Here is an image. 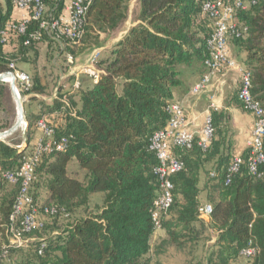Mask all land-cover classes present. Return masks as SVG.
<instances>
[{
  "label": "trees",
  "instance_id": "trees-1",
  "mask_svg": "<svg viewBox=\"0 0 264 264\" xmlns=\"http://www.w3.org/2000/svg\"><path fill=\"white\" fill-rule=\"evenodd\" d=\"M130 1L92 0L82 39L88 32L118 30L127 20ZM209 1L213 0H138L136 24L114 45L110 57L98 61L97 82L76 91L79 105L70 95L55 98L51 104L39 100L36 96H43L44 88L36 77H30V87L20 94L36 101L39 112L25 114L24 137L15 131L0 140V173L15 170L28 156L31 130L43 118L53 128L56 141L67 140V148L41 157L30 192L37 200L41 191L45 200L41 207H55L58 213L45 217L48 221L42 228L24 235L32 239L26 248H9L3 264L12 259V264H150L147 256L155 232H165L163 244L181 247L185 237L193 240L195 224L206 226L199 214L201 174L209 176L215 190V197L209 196V225L215 228L217 239L208 264H233L248 247L255 250L246 258L249 264H264V163L252 175L247 154L241 156L244 162L239 172L226 184L232 157L224 111H211L214 133L205 150L198 146V138L190 149H172L183 169L169 177L173 202L159 218L158 227L152 219L159 186L149 139L165 128L166 108L173 103L174 92L183 90L180 67L195 65L202 76L205 73L206 40L213 23L203 13V5ZM243 1L254 2L238 14L247 32L229 44L245 55L242 65L251 75V95L264 111V0ZM61 2L50 4L43 19L50 23L58 19ZM14 9L11 0H0V74L13 72L11 65L18 70L17 64L35 61L41 42L74 45L56 39L49 28L40 29L41 20L30 21L24 34L8 30L7 25L20 22L11 19ZM37 32L41 33L39 41L30 38ZM15 121L9 84L0 82V133ZM73 160L85 172V183L68 174ZM211 162V170L205 171ZM8 185L0 177V253L9 242V216L17 192L16 186ZM95 195H101L102 202L88 210ZM78 208L84 211L81 217L57 223L58 218L68 220ZM47 229L50 234L45 236L42 232Z\"/></svg>",
  "mask_w": 264,
  "mask_h": 264
},
{
  "label": "built area",
  "instance_id": "built-area-1",
  "mask_svg": "<svg viewBox=\"0 0 264 264\" xmlns=\"http://www.w3.org/2000/svg\"><path fill=\"white\" fill-rule=\"evenodd\" d=\"M15 9L24 13L23 18L17 25H7L8 30L24 34L30 21H39L40 29H50L56 39H67L70 43H78L84 34L85 16L92 0H72L67 8L68 15L59 17L51 23L44 20L46 12L43 0H11ZM254 2L243 0H213L204 3L203 13L213 23V32L206 40L208 57L204 62L205 73L191 88L190 93L197 95L204 91L210 84L214 75L226 70H236L240 74V86L238 89V100L243 109L254 116V123L251 139L247 143V164L248 172L255 175L257 167L264 163L263 139H264V111L251 95V75L245 67L231 58L229 43L231 39H239L245 35L247 28L238 21V14L246 11ZM6 35V32H2ZM31 39L39 41L41 33L37 32L30 36ZM28 44V41L25 42ZM101 51L93 50L85 60L79 73L86 75L92 83H96L101 75L97 68ZM67 62L73 64L72 56L67 57ZM13 69L16 91L22 102L27 97H21V91L27 90L31 85L30 76ZM74 76L71 93L80 88L78 74ZM213 107V106H212ZM213 110H216L215 108ZM168 120L164 129L154 133L149 139V150L154 153L157 165L153 174L158 181V193L153 201L152 219L158 227V221L172 205V184L169 177L183 169V163L173 154V148L190 149L195 141V135L188 131V122L183 107L178 103H170L166 108ZM25 129V124H23ZM36 127L40 132L36 139L32 152L21 162L18 168L13 171H4L0 177L11 186L17 187L16 196L9 216V242L2 247L0 253V264L6 257L9 248H26L32 239L24 235L44 225L42 217H53L58 213L55 207H41L31 195V187L35 180V169L43 155L54 152H64L67 148V140L54 139V130L47 125L43 118L39 119ZM213 126L210 115L206 117L201 137L198 139V146L205 150L213 137ZM21 146H18L19 148ZM243 158L233 157L226 171V184L236 175L242 164ZM212 207L209 204L199 208L200 216L210 218ZM20 220V228H16V222ZM43 247V245H42ZM255 254L252 247L243 249L240 256L250 258Z\"/></svg>",
  "mask_w": 264,
  "mask_h": 264
},
{
  "label": "rangeland",
  "instance_id": "rangeland-1",
  "mask_svg": "<svg viewBox=\"0 0 264 264\" xmlns=\"http://www.w3.org/2000/svg\"><path fill=\"white\" fill-rule=\"evenodd\" d=\"M45 7L47 8L46 4ZM137 14V1L131 0L128 6L127 20L118 30L106 33L88 32L81 41L74 45L67 43L58 44L53 41L41 42L36 46L38 52L37 59H35V61H31L29 64L19 63L17 64V69L29 75L32 79L35 77L37 78L44 88L43 97L49 101L48 104H51L55 98L65 97L66 95L69 96L74 80V76H72L71 73L74 72L75 74H78L81 84L80 87L91 85L92 82L90 79L86 75L79 73L82 65L85 63V60L95 49H99L101 51L99 62L110 57L112 48L119 40L122 39L126 28L135 25L134 22L137 18ZM233 54L235 57H239L241 53L233 47ZM68 56H72L73 64H69L67 62ZM194 67L196 66L194 65ZM180 68L182 73L181 80L185 81V67ZM75 94L76 92L72 93L70 96H74ZM22 104L23 112L25 114V111L29 110L30 105L26 102H22ZM36 105H38V103L32 104V106ZM16 131H18L19 136L24 137V126L19 127ZM9 136L4 137L3 140L8 139ZM34 137H36V132L33 128L31 130L30 139L32 140ZM31 152L32 149L29 147L27 149V155ZM67 171L72 178L77 179L82 183L86 182V174L78 169L75 160L68 165ZM209 182L211 183L210 180ZM210 185L212 189L214 182ZM213 192H215V190H213ZM209 196L214 198L215 193ZM90 199L88 210H93L94 207L100 205L102 202L101 195L93 196ZM36 201L40 206L45 205L44 195L41 191L40 197ZM204 203L211 204L209 199L204 201ZM83 213V209L78 208L74 215H72L68 220L58 218L57 223L64 225L67 222L78 219L83 215ZM43 220L44 222L48 221L45 217H43ZM209 222L210 220L205 227H200L198 224H195L193 240H189L185 237L183 240L185 244L181 247L163 244L162 241L166 238L165 232L163 230L155 232L151 239V251L147 256L150 258V264H208L211 253L215 249L214 244L217 239V232L215 228L209 225ZM42 234L48 236L50 234V230L47 229L42 232ZM155 249H158V254L155 253ZM233 264H249V260L244 257H239V259Z\"/></svg>",
  "mask_w": 264,
  "mask_h": 264
},
{
  "label": "crops",
  "instance_id": "crops-1",
  "mask_svg": "<svg viewBox=\"0 0 264 264\" xmlns=\"http://www.w3.org/2000/svg\"><path fill=\"white\" fill-rule=\"evenodd\" d=\"M56 1L58 0H44L47 6V8L45 7L46 12L49 9V5L53 4ZM61 1L62 9L59 17H66L68 15L67 8L69 7L72 0ZM136 1L138 7V0ZM23 16L24 13L17 9H14L11 15V19L18 21L23 18ZM134 24H136V22H134ZM130 27L126 28L123 36L127 33ZM229 53L232 59H234L241 65L243 64L245 55L241 53L239 57H235V55L233 54V46L230 44ZM201 76L202 73L200 74V72L197 71L194 65L191 68H185V81H182L183 90L181 89L175 91L172 100V102L178 103L183 107L188 122V131L193 133L195 135V138L199 139L201 137L205 119L211 114V111L214 108L216 109V111H224V113H226V115L228 116L229 133L226 140L229 145L228 151L230 153V156L233 158L245 155L247 153V143L251 139L254 116L241 108L236 100V94L240 86V74L236 70L223 71L222 73L214 75L211 78L209 86L204 91L200 92L197 95H192L190 93L191 88L201 78ZM71 94L72 93H69V95ZM36 97L39 100L46 102L47 104L49 103V101L43 96L37 95ZM73 101L79 105L77 96L73 97ZM26 103L30 105V107L28 111H25V114H37L39 112L38 105L32 106V104L37 103L36 101L27 100ZM34 131L36 132V137L31 140V149H33L36 139L40 135V132L36 127L34 128ZM212 165L213 162L207 165L205 171H210ZM210 184H212V181L211 183L209 182V178L207 177V175L201 174L200 193L198 196L201 206L206 205L204 201L209 199V195L214 193L213 189H211ZM40 218L43 219L42 216H40ZM200 218L206 224H208V221L210 220L209 217L205 216H200ZM13 262L14 259L9 261L8 264H12Z\"/></svg>",
  "mask_w": 264,
  "mask_h": 264
},
{
  "label": "water",
  "instance_id": "water-1",
  "mask_svg": "<svg viewBox=\"0 0 264 264\" xmlns=\"http://www.w3.org/2000/svg\"><path fill=\"white\" fill-rule=\"evenodd\" d=\"M0 82H5L9 84V88L16 106V121L9 130L0 133V140H2L4 137L9 136L13 132H15L19 127L23 126V124H25V130H26L27 123L25 121L22 101L19 99L16 91L15 77L13 73L8 72V73L0 74ZM23 146L19 148H22Z\"/></svg>",
  "mask_w": 264,
  "mask_h": 264
}]
</instances>
